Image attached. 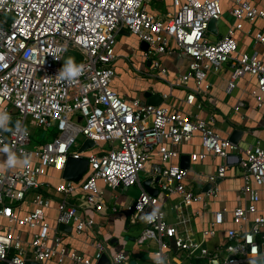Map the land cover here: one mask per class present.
<instances>
[{"label": "built area", "instance_id": "1", "mask_svg": "<svg viewBox=\"0 0 264 264\" xmlns=\"http://www.w3.org/2000/svg\"><path fill=\"white\" fill-rule=\"evenodd\" d=\"M149 1L0 0V116L6 117L0 118V150L24 159L23 164L12 168L0 158V264H98L105 255V264H139L123 249L109 252L95 218L80 213L106 208L99 181L113 189L139 186V195L124 210L129 222L145 225L139 243L148 239L158 243L153 264H264V209L259 212L258 208L259 188H264V140L240 149L244 156L239 158L232 155L239 145L216 132L211 121L139 98L127 100L112 86L117 76V36L125 29L148 43L144 55L152 59V68L161 75L167 73L158 58L161 54L179 52L191 58L188 69L170 84L182 87L195 79L196 88L187 95L188 103L196 101L198 92L209 90L208 71L229 63L228 89L233 90L246 74L255 77L253 95L261 106L264 61L242 53L234 33L243 27L244 20L264 22V9L250 0H235L232 14L237 24L212 41L208 25L223 13L220 0H172L175 12L164 17L147 11ZM256 39L264 45L263 31L256 34ZM69 48L82 56L74 64L80 69L76 76L69 67L61 68ZM243 106L245 103L238 101L235 109ZM28 117L44 132L55 128L57 136L29 148L33 137L25 125ZM14 118L20 123L9 131ZM197 132L204 151L194 152L190 158L213 155L226 159L209 177L211 181L226 176L229 161L237 162L244 179L242 190L250 198L246 206L234 209L238 227L228 229L227 242L214 249L193 235L189 208L195 202L207 207L208 198L216 196L217 188L197 193L185 182L188 168L154 164L150 172L159 193L179 196L173 223L157 207L160 195L148 192L140 175L154 148L166 163L179 155L176 147ZM81 137V144L76 146ZM87 138L94 141V147L99 141H108L111 148L80 151ZM69 156L89 160V169L79 181L62 175ZM50 169L61 174L53 185L41 178ZM76 190L82 191L84 206L69 201ZM28 201L32 209L22 213ZM51 210L57 212L54 224ZM223 216L222 211L216 212L215 223H222ZM61 223L88 235L93 256L67 245ZM203 233L213 235L215 230L205 229ZM165 238L173 242V258Z\"/></svg>", "mask_w": 264, "mask_h": 264}, {"label": "crops", "instance_id": "2", "mask_svg": "<svg viewBox=\"0 0 264 264\" xmlns=\"http://www.w3.org/2000/svg\"><path fill=\"white\" fill-rule=\"evenodd\" d=\"M151 1L161 3V8L151 10V13H154L159 17L170 16L175 12L176 4L172 0ZM222 1L226 5L222 14L229 11L230 15L233 17V21L231 23H224V27L220 28L218 22L222 18L221 16L220 19L217 20L216 32H208V37L212 41L220 39L238 22L232 14L235 0ZM250 1L259 6L261 9H264V0ZM242 23L243 27L235 29L234 33V36L240 46L239 50L242 53L256 55L264 61V45L256 39L257 33L261 31L264 33V22L261 20H256V22L244 20ZM130 34L131 33L128 30H121L117 36V44L119 43L118 37L120 35L122 37L123 35ZM139 41L141 42L139 47L142 53L139 55L137 63L134 59H132L128 48L126 49L124 45L120 52L116 51V61H118V57L121 56L127 58L128 61L125 60L124 62L128 65L132 64L133 69L145 74L146 76L148 75L149 77H152L155 81V85L157 86L156 89L147 88L142 93L141 97H138L142 102L149 103L145 92L150 91L153 94H160L162 98L159 103L160 105L166 106L171 110H178L183 113H187L192 116H199L207 121H211L216 132H218L222 137L230 138L231 134L236 129L242 131L243 133L240 140L236 143L240 148L232 152V155H237L239 158L244 156L240 149L256 144L259 140H264V95L263 104L260 106L258 100L253 95V91L257 87V79L255 77L246 74L238 80V84L233 90H229L228 81L231 74V67L229 63L223 64L218 70L211 69L208 71L206 82L210 84L209 90H206L205 92L203 90L198 92L196 101L193 104H190L187 102L186 98L189 92H191V89L196 88L195 79H190L187 86L172 87L170 84L175 81L180 74L184 73L188 69L191 58L189 56L182 55L179 52L161 54L166 55L167 58L164 62L160 60L162 66L167 70L166 75H161L159 70L152 68V59L146 58L144 55V53L148 50L143 49V41ZM125 45L128 44L125 43ZM135 56L138 57V55ZM154 71L156 75L153 73ZM116 77L115 79H117ZM115 79L112 82V86L115 84ZM114 89H116L122 97L130 98L123 90H120L115 86ZM164 94L168 95L167 98L164 97ZM238 101H243L245 103V106L241 107L240 110L235 109ZM201 139V134L197 132L191 140L178 145L176 149L178 150L179 155L171 158L166 163L162 161L159 149L154 148L150 162L148 163L150 168L148 169L146 166V169L142 171L147 175L146 177L142 176V184L144 180L152 178V173L150 171L154 164L181 165L183 155L191 156L194 152H203L204 148L202 146ZM7 154L8 159H3L4 156H7ZM10 156L11 155L8 150H0V158L3 160L5 166L9 165L8 160ZM15 161L16 163L11 165L12 168L24 163V159L22 157H15ZM225 162V158L213 155H208L203 159L198 158L196 160H192L191 158L190 167L188 168L189 173L185 179L186 184L197 193H204L213 186L217 188L216 196L208 198L209 202L207 207H205L202 202H195L189 208V212L192 216L190 227L193 235L210 249H214L218 245H223L227 242L228 229L238 227V224L234 220V209L238 206H246L250 203L249 195L245 194L242 190L244 179L237 162L229 161V167L225 177L218 178L216 181H211L209 179L211 175L218 172L219 166ZM60 176L61 174L58 171L50 169L48 175L42 176L41 178L43 181H49L50 184L53 185L59 182ZM207 184H210V187L204 189ZM99 186L103 191L106 208L99 212H95L91 209L81 210L80 213L82 216L95 218L98 223L97 229L100 231L99 233L109 252H116L123 249L130 255L134 262L139 264H153L154 252L158 249V243L153 239H148L143 243H139L138 237L145 225L143 223L132 224L129 222L128 214L124 210L127 204L135 200L134 198L129 200L125 194L124 190L129 187L113 189L108 187L102 181H99ZM151 186L156 189L158 187L153 181H151ZM254 186L258 188L255 184ZM137 187L140 189L139 186ZM49 190L50 192H53L52 189ZM259 191L260 201L258 202V208L259 212H262L264 209V188H259ZM157 195H160L157 207L165 213L170 222L175 223L177 220V210L175 206L179 201V196L174 193H159V189ZM83 198L84 196L82 191L76 190L74 195L69 197V201L77 204L78 206H84L85 204ZM115 206L118 208L116 211L113 210ZM31 209L32 204L30 201L25 202L22 208V213H26ZM220 211H222L224 215L223 222L216 224V212ZM56 215L57 212L55 210H51L49 212V216L53 224L55 223ZM250 216L251 218L253 217L252 215ZM104 227H106L107 230H105ZM131 228H138L139 230H135L131 233ZM211 228L215 230V233L213 235L205 236L203 233L204 230ZM65 233V242L70 248H75L88 256H93L94 248L90 246L88 235L76 232L74 226H71L70 232L66 231ZM165 240L170 245V248L168 249L170 251L169 255L173 258L175 256L173 242L169 238H165ZM195 260L201 261L200 259Z\"/></svg>", "mask_w": 264, "mask_h": 264}, {"label": "rangeland", "instance_id": "3", "mask_svg": "<svg viewBox=\"0 0 264 264\" xmlns=\"http://www.w3.org/2000/svg\"><path fill=\"white\" fill-rule=\"evenodd\" d=\"M221 2L223 3L222 0ZM222 3H221L222 8L225 9L226 5ZM161 6L162 5L160 2L150 0V2L147 3V11L151 12V10L155 8H161ZM221 16L222 18L218 22L220 28L224 27V23L226 22L231 23L233 21V17L230 15L229 11H226L224 14H221ZM118 40H119V43L116 46V51L120 52L121 48L124 45L126 49L128 48V51L130 52V56L132 57V59H134L135 62L137 63L139 55L142 53L139 47L141 42L139 41L138 37L133 34L123 35L122 37L120 35L118 37ZM125 43L128 45H125ZM135 55H138V57ZM81 57L82 56L78 50L74 48H69L63 55V60L61 62V68L62 69L68 68L70 59L72 60L73 64H76L77 62L81 60ZM158 58L163 62L164 60L166 61L167 59L166 55L158 56ZM125 60L128 61L127 58H124L123 56H121V57H118V61H116L117 64L115 62V71L117 73V77H116L117 79H115V84H113V87L115 86L119 88L120 90H123L125 93L128 94V97H130L131 99L141 97L142 93L147 88H150V89L157 88V86L155 85V81L153 80L152 77H149L148 75L146 76L145 74L133 69L132 64L128 65L126 62H124ZM130 98H125V99L130 100ZM76 114L78 115V113ZM30 120H31V117H28L26 124H25L26 127L30 130L31 135L33 137V141L29 145V148H35L37 145L36 140H41L43 138L48 139V137L51 136L53 133H50L49 131L44 132L40 127H37L31 124ZM81 141H82V137L78 139L76 146H78V144H81ZM116 143H118V141ZM100 148L109 150L111 148V144L108 141H99L95 147L87 150V153L96 152ZM3 159H8V154L7 156H4ZM146 166L148 169L150 168V165L148 163L146 164ZM142 176L146 177L147 175L145 172H141V178ZM124 191L129 200L133 198L135 199L139 195V192H140L137 186L126 188ZM104 228L105 230H107L106 227ZM135 230H139V229L131 228L130 232L133 233ZM243 264H260V263L259 261H249Z\"/></svg>", "mask_w": 264, "mask_h": 264}, {"label": "water", "instance_id": "4", "mask_svg": "<svg viewBox=\"0 0 264 264\" xmlns=\"http://www.w3.org/2000/svg\"><path fill=\"white\" fill-rule=\"evenodd\" d=\"M208 29L212 32H216L217 30V20L212 19L209 22L208 25ZM148 43L146 42H142V48L145 50H148ZM145 95L148 97V102L152 103V104H156L158 105L161 102V96L160 94H153L150 91H146ZM20 123V119L19 118H14L10 121V125L8 130L10 131L14 126L18 125ZM242 131L240 130H234L233 133L230 136V140H232L233 142L237 143L240 140V137L242 135ZM95 145L94 141L90 138H87L82 146L80 147V151H84L87 149H91L93 148ZM182 163L181 165L185 168H189L190 167V155H183L182 157ZM89 169V160L86 157H81V158H75L73 156H69L68 157V161L66 163V166L62 172V175L64 178L68 179V180H74V181H79L83 178V176L86 174V172ZM151 181L152 178H148L146 180L143 181V185L145 186L146 190L148 192H150L153 195H157L158 194V188H153L151 186ZM210 187V184H207L205 186L204 189H207ZM60 229L65 230L70 232L71 231V225H67V224H60ZM108 261V257L105 255L99 262L98 264H105ZM29 264H38L36 262L30 261Z\"/></svg>", "mask_w": 264, "mask_h": 264}, {"label": "clouds", "instance_id": "5", "mask_svg": "<svg viewBox=\"0 0 264 264\" xmlns=\"http://www.w3.org/2000/svg\"><path fill=\"white\" fill-rule=\"evenodd\" d=\"M69 70H70V72H71V74H72L73 76L78 75V74H79V71H80L79 67L75 66V65L73 64V62H72L71 59L69 60ZM0 118H6V117H5V116H0ZM8 163H9L10 165L15 164V163H16L15 158L12 157V156H10V157H9V160H8Z\"/></svg>", "mask_w": 264, "mask_h": 264}, {"label": "trees", "instance_id": "6", "mask_svg": "<svg viewBox=\"0 0 264 264\" xmlns=\"http://www.w3.org/2000/svg\"><path fill=\"white\" fill-rule=\"evenodd\" d=\"M49 132L50 133H53L51 136H46V137H48V139L47 138H43V139H41V140H36V142H38V141H47V140H49V139H51V138H53V137H55V136H57V134H58V132H57V130L55 129V128H51L50 130H49Z\"/></svg>", "mask_w": 264, "mask_h": 264}]
</instances>
